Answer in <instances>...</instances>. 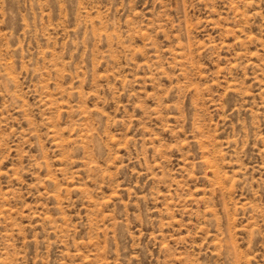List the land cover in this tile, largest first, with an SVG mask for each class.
<instances>
[{
  "label": "rangeland",
  "instance_id": "1",
  "mask_svg": "<svg viewBox=\"0 0 264 264\" xmlns=\"http://www.w3.org/2000/svg\"><path fill=\"white\" fill-rule=\"evenodd\" d=\"M0 264H264V0H0Z\"/></svg>",
  "mask_w": 264,
  "mask_h": 264
}]
</instances>
